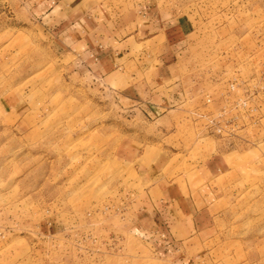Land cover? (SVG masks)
<instances>
[{"label":"rangeland","instance_id":"obj_1","mask_svg":"<svg viewBox=\"0 0 264 264\" xmlns=\"http://www.w3.org/2000/svg\"><path fill=\"white\" fill-rule=\"evenodd\" d=\"M126 151L205 188L193 240L136 220ZM0 264H264V0H0Z\"/></svg>","mask_w":264,"mask_h":264},{"label":"crops","instance_id":"obj_2","mask_svg":"<svg viewBox=\"0 0 264 264\" xmlns=\"http://www.w3.org/2000/svg\"><path fill=\"white\" fill-rule=\"evenodd\" d=\"M177 26L178 25L170 27L168 30L164 29L162 31H157L153 36L151 35V38L147 39L146 42L152 41L155 43L157 40H162V42H168V45L165 44L167 50H172V46H177V44H179L178 42L185 38L183 29ZM146 42H143V44ZM143 44L140 42V44L137 43L136 45L142 48ZM130 52L131 49L129 48L124 52L119 51L118 54L120 58H123L125 55H129ZM168 61L167 59L160 60V63L163 65ZM127 63H129L128 67H137L140 75H142L147 68L150 70L153 69L151 68V64H153L151 61L147 63V61L144 62L138 59H128ZM125 71L124 64L122 66V72L124 73ZM145 89H150L148 84H146ZM152 96V101L151 103L148 102V106H151V111L156 115L158 114L157 116L161 117L160 119L162 121H166L168 119V112L164 114L166 109H164L163 105L167 103L165 101L168 100V97L158 96L155 94V91ZM123 157L127 159L128 162L137 165L136 175L138 181L145 186L142 191L139 190L137 194L135 192L134 200L138 215L136 220L144 224L143 226L145 228L143 227V229L146 230L149 228L150 233L154 232L155 235L157 233L161 234L162 232L166 233L167 237H165V239L170 242L173 238H175L176 241L193 240L195 235H198L203 228H206L204 225L206 207L199 196L195 198L197 193L201 194L199 191L205 190L203 186L196 190L197 192H193L194 190H192L191 187L187 185L183 186L179 181L178 183L176 181H171L169 177L161 171L156 173L154 166L150 168L147 166L148 163L146 165L140 163V161L144 163L148 161L140 151L135 153H128V151H126L123 153ZM149 161L154 162L149 164L158 163L156 162L157 160ZM153 169L155 173L151 172ZM129 208L130 207L126 205L125 211H128ZM203 219L204 221L202 222ZM163 241L164 240H162V242Z\"/></svg>","mask_w":264,"mask_h":264}]
</instances>
